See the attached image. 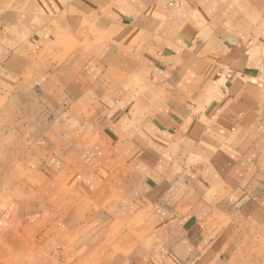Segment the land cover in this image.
Returning <instances> with one entry per match:
<instances>
[{
	"label": "crops",
	"instance_id": "0c3cea01",
	"mask_svg": "<svg viewBox=\"0 0 264 264\" xmlns=\"http://www.w3.org/2000/svg\"><path fill=\"white\" fill-rule=\"evenodd\" d=\"M17 1L0 0V80L39 82L78 113L88 171L117 167L112 191L170 225L168 262L264 264V0ZM36 20L39 55L59 48L51 72L2 36Z\"/></svg>",
	"mask_w": 264,
	"mask_h": 264
},
{
	"label": "rangeland",
	"instance_id": "374dc122",
	"mask_svg": "<svg viewBox=\"0 0 264 264\" xmlns=\"http://www.w3.org/2000/svg\"><path fill=\"white\" fill-rule=\"evenodd\" d=\"M29 4L18 0L16 6L26 9ZM5 15L12 19L11 13ZM40 25L36 20L29 25L32 32H24L28 23L20 22L14 32L2 36L14 39L26 54L30 47L32 64L41 62L45 72H51L57 63L54 48L39 55L35 39ZM29 36L34 38L25 42ZM48 43L55 46L54 41ZM16 62L20 75L23 66ZM31 70L33 75L38 72ZM24 83L0 80V261L4 253L6 264H170L168 252L162 254L168 248L164 234L170 235V225L147 223L143 214L136 216L131 195L126 199L112 191L119 184L113 176L117 167L105 168V177L94 178L87 156L94 143L72 122L71 116L78 113H71L66 103L63 111L57 109L51 95L40 91L39 82ZM81 116L86 120L89 115L83 110ZM73 167L89 174L77 176ZM94 169L104 175L101 168ZM68 182L79 190L73 199L65 189ZM89 183L94 188L91 194L85 192ZM103 187L106 193H97ZM245 260L235 256L226 264ZM191 263L198 264L197 256Z\"/></svg>",
	"mask_w": 264,
	"mask_h": 264
},
{
	"label": "bare ground",
	"instance_id": "6f19581e",
	"mask_svg": "<svg viewBox=\"0 0 264 264\" xmlns=\"http://www.w3.org/2000/svg\"><path fill=\"white\" fill-rule=\"evenodd\" d=\"M42 239V238H41ZM43 240V239H42ZM17 245V243L15 244V246ZM10 252V251H9ZM4 255V253H2L1 254V256H2V260L0 261V264H6L7 263V261H4V260H6L7 258H5V256H3Z\"/></svg>",
	"mask_w": 264,
	"mask_h": 264
}]
</instances>
